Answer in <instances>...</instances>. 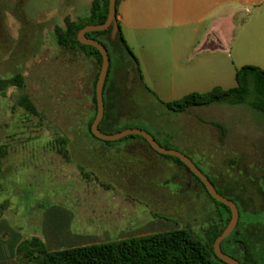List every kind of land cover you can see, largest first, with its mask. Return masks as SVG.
I'll return each instance as SVG.
<instances>
[{
    "label": "rangeland",
    "instance_id": "rangeland-1",
    "mask_svg": "<svg viewBox=\"0 0 264 264\" xmlns=\"http://www.w3.org/2000/svg\"><path fill=\"white\" fill-rule=\"evenodd\" d=\"M93 0H0V79L22 74L25 86L0 89V204L4 218L26 233L42 230L45 212L72 215V227L117 238L189 228L202 238L218 219L215 202L171 157L140 147L139 136L106 142L94 138L88 122L95 114L93 84L97 70L82 50L61 46L57 28L66 19L89 17ZM104 98L107 114L101 129L116 134L137 128L157 142L188 156L227 198L250 200L233 237L264 230V113L249 104L214 103L179 112L168 102L186 91H148L141 70L128 54L110 49ZM135 83V89L132 85ZM117 88L123 95L116 96ZM28 94L39 115L19 104ZM170 95L173 97L170 99ZM68 140L67 159L57 139ZM262 203L263 208L257 209ZM231 237V238H233ZM264 264V236L251 238ZM232 239L224 250L238 258Z\"/></svg>",
    "mask_w": 264,
    "mask_h": 264
},
{
    "label": "crops",
    "instance_id": "crops-1",
    "mask_svg": "<svg viewBox=\"0 0 264 264\" xmlns=\"http://www.w3.org/2000/svg\"><path fill=\"white\" fill-rule=\"evenodd\" d=\"M117 19L150 92L153 75H159L153 89L189 94L235 87L244 65L264 69V0H120ZM3 215L0 264H23L17 249L27 237L42 238L51 251L134 237L74 229L72 215L60 210L45 212L35 233L12 226Z\"/></svg>",
    "mask_w": 264,
    "mask_h": 264
},
{
    "label": "trees",
    "instance_id": "trees-1",
    "mask_svg": "<svg viewBox=\"0 0 264 264\" xmlns=\"http://www.w3.org/2000/svg\"><path fill=\"white\" fill-rule=\"evenodd\" d=\"M119 1L120 0H117V4ZM109 3L110 0H93L89 17L81 21H74L67 18L65 28L56 29V36L61 46L68 49L82 50L87 56H91L97 65V74L92 88L95 114L88 122V130L96 139L99 138L92 132V123L98 110L96 84L103 62V56L96 47L81 43L78 40V33L83 27L89 24L104 23L109 13ZM111 31L112 26L104 31L88 32L87 36L102 42L108 49L110 59V49H112L120 59L123 58V55L126 53L135 60L138 65L137 59L132 49L129 47L120 25L115 39H112ZM138 69L140 71L139 66ZM236 78L237 85L235 87L225 89L218 86L207 92H191L179 100L168 102L167 105L170 109L183 112L191 107L208 106L214 103L232 105L249 104L253 109L264 113V69L255 65H244L237 70ZM8 85L24 88L25 83L23 75L19 73L8 79H0V89ZM121 95H123V91L117 88L116 96ZM104 102L105 114L99 125L100 129L101 125H103L106 120L109 122L115 117L112 113L107 114L105 98ZM19 104L31 114L37 116L40 114L37 105L26 93L21 96ZM137 136L144 140V142L138 143L140 147L147 146L161 156L173 158L178 165L188 169L186 164L178 157L157 152L145 137L141 135ZM57 144L58 152L68 159V140L64 137L58 138ZM7 151V145L1 144L0 157H4ZM190 174L196 180L200 188L225 209L224 213L220 209L217 210L218 219L207 229L206 238L200 237L189 228H177L126 239L51 251L48 250L42 238L32 236L25 238L19 244L17 249L18 257L23 264H228L216 255L214 242L228 225L232 217V211L229 206L211 196L206 185L198 176L193 172H190ZM212 183L214 184L213 181ZM218 192L220 191L218 190ZM239 199L240 202L236 200L233 201L237 203L240 214L242 210L251 209L252 203L250 200L242 197ZM6 208L7 201L0 204V215ZM261 208H263V206L262 203L259 202L257 204V209ZM236 228L231 235L222 242L223 251L225 252L224 243L232 239V242H238L241 246V248L238 249L241 258L234 255L232 256L238 259L242 264H257L255 255H258V250L252 245L251 238L253 236H258L261 240L264 236V230L260 228H257L256 231L249 230L248 233H244V235L238 239V237H233L237 234Z\"/></svg>",
    "mask_w": 264,
    "mask_h": 264
},
{
    "label": "water",
    "instance_id": "water-1",
    "mask_svg": "<svg viewBox=\"0 0 264 264\" xmlns=\"http://www.w3.org/2000/svg\"><path fill=\"white\" fill-rule=\"evenodd\" d=\"M111 26H112L111 37L112 39H115L119 28L118 19H117V0H110L108 17L104 23L89 24L83 27L78 33V40L81 43L96 47L97 49H99V51L102 53L103 56L102 66L96 84V98H97L98 110H97V115L92 123V132L96 137L106 141L118 140L121 139L122 137L129 135H141L147 139L149 144L157 152L165 155H172L181 159L186 164L188 170L190 172H193L204 182L212 197H214L216 200L230 207L232 211V217L228 225L224 229V231L216 238L214 242V250L216 255L224 262L228 264H242L238 259H236L232 255L227 254L222 249V242L231 235V233L234 231V229L236 228L239 222V218H240L239 207L235 201L225 197L220 192H218V190L216 189L210 178L203 171H201L188 156L177 150L170 149L160 145L149 132L144 131L142 129L130 128V129H125L116 134H106L100 129L99 125L105 114L104 87H105L107 75L109 73L111 59L106 46L99 40L88 37L87 33L93 31H104L110 28Z\"/></svg>",
    "mask_w": 264,
    "mask_h": 264
}]
</instances>
